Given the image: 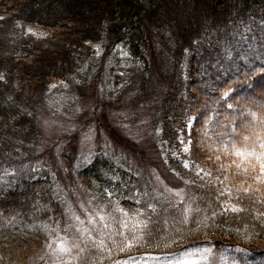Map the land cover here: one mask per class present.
Returning a JSON list of instances; mask_svg holds the SVG:
<instances>
[{
    "label": "trees",
    "instance_id": "16d2710c",
    "mask_svg": "<svg viewBox=\"0 0 264 264\" xmlns=\"http://www.w3.org/2000/svg\"><path fill=\"white\" fill-rule=\"evenodd\" d=\"M102 80L107 101L97 94L43 148L40 111L73 116L81 89ZM107 107L121 123L146 110L157 155L119 134ZM91 125L145 167L162 165L201 212L154 194L108 149L80 152ZM262 145L264 0H0V264H31L61 236L83 243L75 264L201 243L263 263ZM55 148L64 173L48 163Z\"/></svg>",
    "mask_w": 264,
    "mask_h": 264
},
{
    "label": "rangeland",
    "instance_id": "374dc122",
    "mask_svg": "<svg viewBox=\"0 0 264 264\" xmlns=\"http://www.w3.org/2000/svg\"><path fill=\"white\" fill-rule=\"evenodd\" d=\"M38 34L42 32L34 29ZM98 48L94 42H90ZM53 84L57 87H64V83L53 80ZM94 83L88 84L84 89H81L82 95L75 115H65L56 112H50V105L40 111L39 129L42 136L43 148L53 142L58 136L72 131L80 124L81 118L87 114L95 103L96 95H101V100L107 101L108 86L101 81L98 87ZM110 116V122L117 132L125 137L134 140L137 145L142 147L149 155L155 157L157 154L149 148L151 136L150 129L147 125L148 117L146 110L140 108L137 114L136 121L133 123L125 119L123 123L119 121L122 118L121 114H117L114 108H106ZM79 151L84 153H92L101 148L108 149L118 157L124 168L131 171L133 168L138 170L146 177L150 178L151 185L154 189V194H161L174 202H184V208L191 213L201 212L194 207L192 198L187 193L186 189L176 182V179L162 168L145 167L138 158L123 147L115 145L105 134V131L100 126L91 125L84 130L79 137ZM126 152H125V151ZM48 163L53 167H58L64 173V165L59 155V149L55 148L48 157ZM76 201L79 203L81 211L87 212V208L80 198L76 196ZM93 224V221L90 220ZM83 252V243L79 239L73 237L61 236L52 239L33 257L31 264H75L77 263ZM247 254L240 250L230 249L224 246H219L213 243L196 244L181 251L175 252L169 256L163 255H137L127 256L120 259L115 264H257L246 260ZM260 264H264L260 263Z\"/></svg>",
    "mask_w": 264,
    "mask_h": 264
},
{
    "label": "snow or ice",
    "instance_id": "6c2138e0",
    "mask_svg": "<svg viewBox=\"0 0 264 264\" xmlns=\"http://www.w3.org/2000/svg\"><path fill=\"white\" fill-rule=\"evenodd\" d=\"M261 147H264V145H262ZM187 150V149H186ZM237 155H241V153H237ZM187 167V165H185ZM236 209H233V211H235Z\"/></svg>",
    "mask_w": 264,
    "mask_h": 264
}]
</instances>
